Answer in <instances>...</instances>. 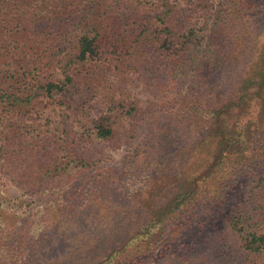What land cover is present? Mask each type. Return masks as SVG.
I'll list each match as a JSON object with an SVG mask.
<instances>
[{
  "label": "trees",
  "instance_id": "1",
  "mask_svg": "<svg viewBox=\"0 0 264 264\" xmlns=\"http://www.w3.org/2000/svg\"><path fill=\"white\" fill-rule=\"evenodd\" d=\"M4 1L15 6L17 0ZM21 1L28 10L20 15L35 17L43 25L50 21L49 16L65 12L66 0ZM166 4V11L157 19L161 27L145 23L122 28L107 17L109 0H83L66 17L69 28L80 34L76 52L57 42L56 50L44 57L61 78L32 83L15 78L13 89L0 92L2 115L27 113L42 98H57L76 109L90 107L92 101L88 132L95 139L108 140L115 134L113 118L119 112L120 99L112 95L100 108L95 100L82 95L85 92L80 94L82 77L103 66L109 70L118 61H130L134 69L138 64L144 69L162 66L164 77L174 83L173 88L164 89L168 100L163 119L151 117L147 124L150 134L135 147L143 153L144 164L155 168L154 185L158 177L164 183L145 191L144 197L130 196L134 209L77 214L81 218L69 228L68 238H61L67 243V252L52 260L42 255L35 264H190L189 259L174 253L183 244V236L194 226L204 227L211 215L222 210L228 190L241 173L258 168L264 179V0H193L187 24L168 21L167 16L173 18L176 10ZM199 18L204 21L200 27L196 25ZM78 94L81 96L76 98ZM175 140L180 145L174 147L171 159L157 157L164 152L160 141L173 148ZM0 152L9 154L7 144L0 146ZM32 157H36L30 160L32 173L26 180L20 179L25 193L32 196L45 191L63 197L65 192L56 179L67 181L77 166H87V158L73 146L63 154L42 148L33 151ZM10 164L3 159L5 170ZM63 199L69 198L60 201ZM190 215L195 218L188 220ZM227 221L239 236L242 255L210 250L200 256L205 261L199 264H258L250 254H264V223L249 221L242 212L231 214ZM8 238L0 235V264L5 259L6 264H16L24 251L23 242L16 240L10 247Z\"/></svg>",
  "mask_w": 264,
  "mask_h": 264
},
{
  "label": "rangeland",
  "instance_id": "2",
  "mask_svg": "<svg viewBox=\"0 0 264 264\" xmlns=\"http://www.w3.org/2000/svg\"><path fill=\"white\" fill-rule=\"evenodd\" d=\"M82 1L66 0L63 5L65 12L54 18L49 16L50 21L43 25L31 15L28 19L32 21L23 18V12L20 15V11L27 9L23 1L17 0L15 6H11L9 1L0 0V92L13 89L15 78L27 83L35 79L45 82L61 78L59 70L47 65L44 57L56 50L57 42L76 52L80 34L69 28L66 17L75 13L82 6ZM192 2L109 0L107 17L112 24L122 28H137L145 23L161 27L158 15L166 11L168 3L176 10L173 18L167 16L168 21L187 24L186 16L190 14ZM202 22L203 19L199 18L196 25L200 27ZM128 62L118 61L109 70L103 66L98 72L95 70L80 80V94L85 92L82 95L95 100L94 104L100 108L107 105L112 95L120 99L119 112L113 118L115 134L108 140L95 139L88 132L92 101L89 102L90 107L76 109L57 98H42L27 113L0 114V146L7 144L9 151L7 155L0 152V235H9L10 247L17 243L16 240L23 242L24 251L15 259L16 264H35L42 255L43 259L49 260L63 255L68 250L63 239L68 238L69 228L81 218L77 214L97 210L102 213L106 208L117 211L126 207L134 209L130 196L144 197L145 191L164 183V179L158 177L154 185L156 170L144 164L140 159L143 153H138L135 147L150 134L147 124L151 117L157 115L158 121L163 119L162 109L168 100L164 89L173 88L174 83L164 77L166 73L162 66L149 65L150 68L144 69L142 64H138L134 69ZM10 76L13 77L11 81L7 79ZM178 143L175 140L171 148L165 141H160V150L164 148V152L157 157L171 159L176 153L174 147L180 145ZM72 146L87 158L84 164L87 166H77L67 181L62 182V177L56 179L65 195L61 197L57 192L48 194L45 191L38 196L25 193L20 179L26 180L33 171L30 162L36 159L32 157L33 151L44 148L63 154ZM3 159L12 162L9 170L2 167ZM62 198L69 199L61 202ZM106 201L114 202L115 206L107 207ZM87 203L86 207L82 206ZM221 208L218 214L208 218L204 227L194 226L187 232L183 236V244L174 253L189 259L190 264L205 261L202 257L210 250L242 255L239 236L230 228L227 218L242 212L249 221L264 223V179L258 168L238 176ZM191 216L195 218L190 215L188 220ZM250 256L258 264H264V254L252 253ZM2 264H6V259Z\"/></svg>",
  "mask_w": 264,
  "mask_h": 264
}]
</instances>
